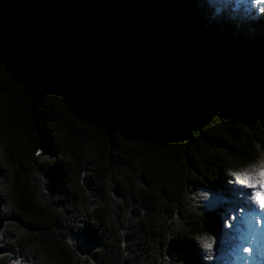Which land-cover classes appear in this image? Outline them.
<instances>
[{"label":"trees","instance_id":"16d2710c","mask_svg":"<svg viewBox=\"0 0 264 264\" xmlns=\"http://www.w3.org/2000/svg\"><path fill=\"white\" fill-rule=\"evenodd\" d=\"M259 159L264 26L232 2L0 0V264H229L195 191Z\"/></svg>","mask_w":264,"mask_h":264},{"label":"rangeland","instance_id":"374dc122","mask_svg":"<svg viewBox=\"0 0 264 264\" xmlns=\"http://www.w3.org/2000/svg\"><path fill=\"white\" fill-rule=\"evenodd\" d=\"M225 2H232L234 4V10L240 13V16L245 18V20L250 24L251 27L264 26V18L254 12L250 0H219ZM253 35V32H251ZM260 167L264 166V159H259ZM244 193L249 190L244 188ZM195 200L199 202L205 211L220 210V218L222 219L225 215H235L233 210L239 209L240 205L246 204V197L244 194L240 196V199L233 194L230 198H225L222 194L215 195L214 193L206 190H201V188L195 191ZM238 215L241 219L247 217L248 210L245 208L244 211H238ZM235 227L228 229V234L230 235V241L227 242L226 251L230 253L233 259L229 260V264H264V253L261 252V248L257 245H247L252 248L251 254L249 253H239L237 251V245L239 244L238 237L241 235H248V224L241 223L240 221H232ZM246 224V226H245ZM244 257V260H242ZM19 264V262L15 263Z\"/></svg>","mask_w":264,"mask_h":264},{"label":"snow or ice","instance_id":"6c2138e0","mask_svg":"<svg viewBox=\"0 0 264 264\" xmlns=\"http://www.w3.org/2000/svg\"><path fill=\"white\" fill-rule=\"evenodd\" d=\"M252 9L258 13L261 18H264V0H250ZM40 155V153H37ZM235 177V183L241 185L243 188L248 189V192L243 193L246 197V204L240 205L239 209L233 211L235 215H225L222 218V227L225 229H231L235 227L232 221H240L241 223H247L249 225L248 235H241L238 237L239 244L237 245V251L239 253L251 254L252 248L247 245L253 244L255 241L253 238L256 233L257 226H260L264 221V166L259 168H251L245 171L233 172ZM248 210L247 217L241 219L238 215V211ZM209 239H212L210 237ZM214 242L209 243L204 241V247L211 252L213 250ZM206 259H211V256L206 255Z\"/></svg>","mask_w":264,"mask_h":264},{"label":"water","instance_id":"95a60500","mask_svg":"<svg viewBox=\"0 0 264 264\" xmlns=\"http://www.w3.org/2000/svg\"><path fill=\"white\" fill-rule=\"evenodd\" d=\"M1 205V204H0ZM4 219L1 217V210H0V233H1V229H2V227H3V221ZM3 247H2V245H1V243H0V254H2V252H3V249H2Z\"/></svg>","mask_w":264,"mask_h":264}]
</instances>
